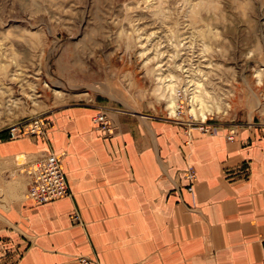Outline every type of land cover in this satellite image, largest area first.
Masks as SVG:
<instances>
[{"label": "crops", "instance_id": "0c3cea01", "mask_svg": "<svg viewBox=\"0 0 264 264\" xmlns=\"http://www.w3.org/2000/svg\"><path fill=\"white\" fill-rule=\"evenodd\" d=\"M100 108L73 103L51 115L49 144L65 151L70 194L46 203L26 197L29 173L8 174L23 164L17 154L46 149L44 139L0 138V264H83L80 255L104 264H264L263 127L234 140L223 129L188 138L177 123L120 111L110 115L116 132L104 136L93 122ZM187 164L197 174L192 192Z\"/></svg>", "mask_w": 264, "mask_h": 264}, {"label": "rangeland", "instance_id": "374dc122", "mask_svg": "<svg viewBox=\"0 0 264 264\" xmlns=\"http://www.w3.org/2000/svg\"><path fill=\"white\" fill-rule=\"evenodd\" d=\"M73 103L147 112L188 138L264 128V0H0V138L20 122L15 137L48 145L17 154L12 181L51 150V115ZM204 111L212 130L196 123ZM36 117L45 133L28 131ZM182 174L194 190V166Z\"/></svg>", "mask_w": 264, "mask_h": 264}, {"label": "built area", "instance_id": "2783aa9c", "mask_svg": "<svg viewBox=\"0 0 264 264\" xmlns=\"http://www.w3.org/2000/svg\"><path fill=\"white\" fill-rule=\"evenodd\" d=\"M106 107V106H105ZM102 106V108L95 114L93 120L102 133L105 135L113 134L114 130H116V126L112 120V118L106 112V108ZM50 121L48 119H44L42 117H36L33 121H30V129L28 131L32 133H40L46 130ZM199 124V128L212 130L216 127L211 121H207L205 118L197 121ZM20 122L14 126H12L10 130L11 136H16V134L21 131ZM211 128V129H210ZM229 133L226 137L229 140H234L238 132L237 124H230ZM29 173V183L27 186V195L26 197L30 199L32 202L38 203H46L47 201H51L57 198L62 197L63 195H69L70 190L69 186L66 182V176L63 168V158L62 153H57L54 150H48L46 153L37 156L32 160L31 167L27 171ZM188 177L191 179L194 177V173L188 174ZM193 185H188V190L192 192ZM71 218L74 222L77 223L82 221L81 215L78 209L73 210L71 213ZM262 248L264 253V238L262 239ZM83 264H104L99 258L95 256H86L80 255L78 257ZM264 263V258H263Z\"/></svg>", "mask_w": 264, "mask_h": 264}, {"label": "bare ground", "instance_id": "6f19581e", "mask_svg": "<svg viewBox=\"0 0 264 264\" xmlns=\"http://www.w3.org/2000/svg\"><path fill=\"white\" fill-rule=\"evenodd\" d=\"M170 104V103H169ZM177 105V104H176ZM172 106V105H171ZM102 108V107H101ZM100 108V109H101ZM106 108V107H105ZM172 108V107H171ZM170 108V109H171ZM193 109V108H192ZM106 112L108 113V115L110 116V113L108 112V108H106ZM172 112H173V110H172ZM202 114V117H203V119H204V117H207V113L204 111V112H202L201 113ZM111 117V116H110ZM93 122H94V120H93ZM54 124V123H53ZM94 125L96 126V124H95V122H94ZM52 127V126H51ZM96 128H97V126H96ZM99 129V128H98ZM99 131L102 133V131L99 129ZM13 138H14V136H13ZM16 138V137H15ZM55 152H57V153H59L60 154V152H58V151H56V150H54ZM62 151V158H63V168H64V156H65V151L64 150H61ZM193 191V190H192ZM27 195V194H26ZM58 199V198H57Z\"/></svg>", "mask_w": 264, "mask_h": 264}]
</instances>
